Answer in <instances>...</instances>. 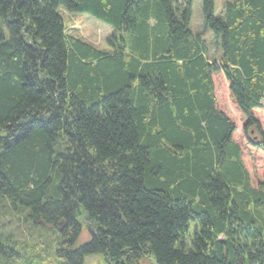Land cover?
<instances>
[{"label":"trees","instance_id":"trees-1","mask_svg":"<svg viewBox=\"0 0 264 264\" xmlns=\"http://www.w3.org/2000/svg\"><path fill=\"white\" fill-rule=\"evenodd\" d=\"M190 5L0 0V218L60 233L52 263L3 226L0 264H264V0H201L218 65Z\"/></svg>","mask_w":264,"mask_h":264},{"label":"rangeland","instance_id":"rangeland-1","mask_svg":"<svg viewBox=\"0 0 264 264\" xmlns=\"http://www.w3.org/2000/svg\"><path fill=\"white\" fill-rule=\"evenodd\" d=\"M232 1L233 0H213L214 15L216 17H221L224 3ZM60 14L62 15L64 26L66 28L65 31L68 35L79 38L81 41L91 45L97 50L110 52L109 46L107 45V39L114 33L110 26L87 14H70L62 10L60 11ZM189 28L194 34H201L202 38L206 40L209 47V58L215 60L218 65L220 50L219 47L217 48L215 45L211 33L207 30H203L201 0H191ZM235 115L236 119H242L238 110H236ZM260 118L262 121L264 120V112ZM243 159L247 164L250 157L245 155ZM0 223H2L0 232L2 231L3 226H6L5 228H7V230L10 229L9 231L12 232L19 244L33 247L36 251L35 254L40 252L39 257L45 255V253H41L45 250L46 256H48L50 262H54L52 251L54 252L55 247L59 244L60 233L56 231L46 232L44 230L35 232L30 226H28L29 224L25 222L23 217L20 216L1 217ZM194 228L195 225L193 223H189L188 233L186 234L185 239L188 240V237L193 235ZM88 241L89 234L86 231V228L83 227L76 246H80ZM83 264L108 263H106L100 255H87L83 258ZM139 264H155V262L152 258H148L141 261Z\"/></svg>","mask_w":264,"mask_h":264}]
</instances>
